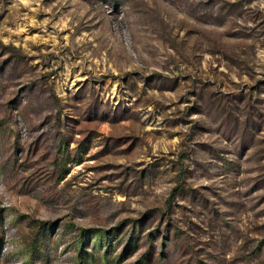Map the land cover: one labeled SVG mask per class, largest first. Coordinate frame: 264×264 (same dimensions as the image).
Returning a JSON list of instances; mask_svg holds the SVG:
<instances>
[{
	"label": "rangeland",
	"instance_id": "rangeland-1",
	"mask_svg": "<svg viewBox=\"0 0 264 264\" xmlns=\"http://www.w3.org/2000/svg\"><path fill=\"white\" fill-rule=\"evenodd\" d=\"M0 264H264V0H0Z\"/></svg>",
	"mask_w": 264,
	"mask_h": 264
},
{
	"label": "trees",
	"instance_id": "trees-1",
	"mask_svg": "<svg viewBox=\"0 0 264 264\" xmlns=\"http://www.w3.org/2000/svg\"><path fill=\"white\" fill-rule=\"evenodd\" d=\"M168 203H170V202H168Z\"/></svg>",
	"mask_w": 264,
	"mask_h": 264
}]
</instances>
